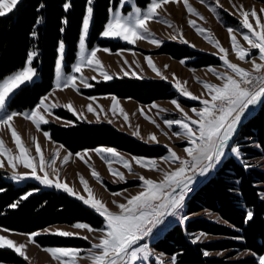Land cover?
I'll return each mask as SVG.
<instances>
[{
  "label": "trees",
  "instance_id": "trees-1",
  "mask_svg": "<svg viewBox=\"0 0 264 264\" xmlns=\"http://www.w3.org/2000/svg\"><path fill=\"white\" fill-rule=\"evenodd\" d=\"M66 2L71 4L67 11L63 8ZM150 2L135 0L142 8ZM118 3L119 0H93L89 47L97 45L111 51L127 47L121 41L105 39L101 35L109 9ZM41 4L43 8L39 7ZM86 7L87 0H21L14 12L0 17V79L23 67L28 53L33 50L37 53L33 66L40 75L39 80L21 86L12 96L8 104L10 111L33 108L52 89L57 47L61 40L66 45L65 66L69 70L76 58ZM38 18L41 19L39 24L36 23ZM65 19L66 25L62 23ZM33 31L37 33L35 37L31 35ZM158 51L177 59L192 58L190 64L194 67L216 63L211 55L200 54L175 42L164 44ZM82 93L114 94L140 103L176 95L171 84L164 80L128 77L94 83L93 88ZM58 112L75 123L70 126L51 123L43 129L50 131V138L70 152L97 146L114 147L146 157H158L166 152L165 147L145 144L110 124L77 122L71 114ZM233 143L239 147L241 155L238 159L228 155L187 198L184 215L189 219L173 224L151 242L155 251L169 257L176 256V264H258L256 256L264 254V169L251 161L264 158V102L240 123ZM28 192L32 195L22 199ZM13 203L18 206L12 208ZM248 211L253 212V219L246 222ZM102 221L103 218L90 207L62 191L43 187L34 181L17 185L9 180L6 172H0V227L32 233L55 223L84 222L99 226ZM201 233L218 238L192 243ZM35 242L42 246H90L84 239L58 235H38ZM205 251L209 255L205 256ZM213 251L227 252L217 256L210 254ZM242 251L250 254L235 258ZM0 263L29 264L10 249H0Z\"/></svg>",
  "mask_w": 264,
  "mask_h": 264
},
{
  "label": "snow or ice",
  "instance_id": "snow-or-ice-1",
  "mask_svg": "<svg viewBox=\"0 0 264 264\" xmlns=\"http://www.w3.org/2000/svg\"><path fill=\"white\" fill-rule=\"evenodd\" d=\"M21 0H0V17L7 16L14 12L20 4ZM169 2H179V0H151L146 9L142 10L135 4L132 5V11L125 15L122 9L130 3V0H119L115 10L109 9L111 18L108 20L101 35L105 38H119L126 41L129 44H134L137 40H149L150 43L159 46L161 43L159 40L152 38L153 34L148 28V22L156 19L159 16L158 10ZM203 2V0H201ZM93 0H87L86 13L82 20V32L79 38V62L74 65V72H81L82 67L87 66L98 71L100 76L105 80H110L112 77L103 69L101 60L97 57V52L104 51L109 52L107 48H92L90 51L86 46V39L89 33L90 22L93 18ZM219 5V0H217ZM183 6L187 9V12L192 15L199 16V13L188 2L183 0ZM43 8L44 5L39 6ZM71 7L70 3H64L63 8L67 11ZM233 7H236L233 5ZM215 11L214 9H210ZM241 18L242 27L247 29V32L242 35V38L247 42L248 47L242 46L237 39L234 29L228 28V33L231 39V50L235 53L236 57L240 61L250 56L252 49L259 50V59L262 63L252 61V71L249 72L245 68L240 67L236 63H232L228 59V50L223 48L219 41L214 40L207 30L201 27H197L195 21L189 20V24L196 29V32L204 36L205 40L209 43H213L219 50L220 60L226 66L227 70H230L232 74L219 73L214 68H209L208 71L212 72L218 79L222 81V84H212L208 82H202L204 89L210 96V99H201L199 96L193 95L184 86L186 82L175 81L176 89L183 95L192 100H200L203 105L200 109H192L197 119H192L181 108L180 104L173 100L172 103L175 107L184 114L182 120H166L165 123L171 127L173 124L179 125L182 129V135L189 141V147L184 148L187 159H183L177 155V153L171 148L168 149L170 155L163 157L165 162L175 163L179 162V166L172 171L164 172L163 179L155 181L153 179L140 176L139 180L142 181V190L136 195L126 198V203H118L113 200L112 203L119 209L118 212L111 211L108 206L99 198L95 196L88 182L80 177V183L83 185L84 191L87 193V197L78 194L67 183L61 182L58 178L52 180L49 178L47 171H45L46 161L43 157L41 147L38 142H35V151L39 156L38 165L35 164L34 157L30 156L29 149L24 145L22 137L16 131L13 126V120L16 116L22 115L24 119L31 121L39 130L41 124L48 123V120L41 113V109L44 112L52 115L51 109L58 107V104L48 105L45 101L47 96L40 100L36 109L29 112L17 113L11 112L0 118V129L6 128L11 132L12 140L18 150V154H14L11 149L6 148L3 140H0V168L5 166V160L7 165L13 170L17 168V163L22 164L23 167L31 169L29 174L21 175L17 172H13L12 179L22 180L26 178H33L39 181L41 184L48 187H55L62 189L64 192L71 196L81 200L84 205L89 206L100 217L103 218L105 228L94 229L87 223H76L73 225L76 229L87 230L88 232H101L99 236V242L92 245V249L89 250V259L92 264H135L137 260L147 261L151 252L147 244H143L139 247V242L145 240L146 237H151L154 230L160 228V226H167L166 221L169 217H175L179 219L181 223L187 221L189 217L182 215L184 208V202L187 194L192 190L196 177H206L207 174L216 169L221 164L222 158L226 155V149L229 148L230 141H232L234 135L237 132L238 126L241 123L242 118L248 111L250 106H255L264 102V22L258 15L257 11L253 8L251 11L245 10L241 5L237 8ZM261 13H264V9H260ZM250 17L255 19V27L250 22ZM203 19V17H201ZM168 23L167 21H163ZM37 24L41 23V19L38 18ZM62 23L67 24V20H63ZM169 26H171L169 24ZM64 29L61 28V32ZM207 33V34H206ZM33 37L37 35L35 31L31 33ZM181 35V39L182 34ZM176 39L175 36L172 37ZM184 43L188 41L184 40ZM65 45L63 41L59 42L58 52L59 59L56 61V88L71 87L76 91L79 89L76 86L77 77L75 75H68L66 78L62 73V62L64 60ZM37 55L35 51H31L27 56V65L22 70L17 71L13 75L7 77L0 82V111L5 109L6 101L10 98V94L19 88L25 82L31 81L36 75V70L31 66L33 58ZM148 66L160 76V71L156 68L150 57L145 58ZM184 63V61H181ZM167 67V66H165ZM127 75V73H125ZM135 75V74H134ZM165 78V77H162ZM84 87H91L87 82V79L83 76L80 77ZM95 79V77H93ZM166 79V78H165ZM63 80V84L61 83ZM95 100L94 97L90 98ZM113 105L112 111L115 113L118 107V101L115 97H112ZM69 111H75L71 103L64 105ZM155 107V105H154ZM88 111L93 112L92 105H88ZM121 114L124 116L125 121L128 120L127 113H124L123 109H120ZM143 114V113H142ZM58 119V118H57ZM155 123V121H152ZM195 126V127H193ZM46 138H49L47 132L44 133ZM138 135V131L134 133ZM174 135H181V133H174ZM34 139V138H33ZM150 139L156 141V136L153 134ZM158 142V141H156ZM94 151L101 157L102 160L108 165V171L114 177L123 181L125 179L124 174L118 170L113 169V160L123 165L129 172L132 171V162L134 161L141 168H148L149 170L160 171L156 160H147L142 157H132V160L125 159L114 148H96ZM237 157L241 155L239 147H232L230 149ZM85 153H77L76 155L87 164L85 160ZM58 155V153H57ZM71 154H69L70 156ZM69 156L64 157L66 163ZM111 157V159H109ZM55 163V160L52 161ZM43 172L44 175L38 174ZM55 171V169H53ZM191 172V174H189ZM91 175L98 182H101L99 173L92 168ZM32 195L28 192L22 199H27ZM113 195H122V193H114ZM12 208H16L18 203L10 205ZM253 219V212L248 211L246 213V222ZM0 231H9L7 229H0ZM40 233L28 234V241L35 243V237ZM53 235H59L64 237H70L78 235L63 230H55L51 232ZM205 234L195 236L192 243L200 241ZM83 239H88L84 236ZM0 249L13 250L20 257L28 260L26 255V245L17 244L12 239L6 236L0 235ZM99 250V251H93ZM48 253L53 260L59 262V264H77V258H79L80 252L77 249L59 248V247H47L42 249ZM207 256L209 253L204 252ZM163 264V261H160ZM171 264H176V256L171 257ZM258 264H264V256H261Z\"/></svg>",
  "mask_w": 264,
  "mask_h": 264
},
{
  "label": "rangeland",
  "instance_id": "rangeland-1",
  "mask_svg": "<svg viewBox=\"0 0 264 264\" xmlns=\"http://www.w3.org/2000/svg\"><path fill=\"white\" fill-rule=\"evenodd\" d=\"M188 2L192 5V7L196 9V11L199 13V16L189 14L187 12V9L183 6V0H179V2H169L168 4L164 5L161 9L158 10L159 16L156 19H153L148 22L147 26L150 32L153 34L152 38H155L161 42L159 46L150 43L149 40H137L134 44H129L119 38H105L102 36L105 39L121 41V43L127 44L126 48H121L116 51L110 50L109 52H97V57L101 60L103 69L112 77V79L110 80H105L102 76H100L98 71H95L93 70V68H89L87 66L82 67L81 72L79 73L73 71L74 65L79 62V40L77 43L76 58L74 62L70 65L69 70H67L65 66L66 45L64 44L65 51L64 60L62 62V73L65 78L68 75H75L77 77L76 86L79 91H76L71 87H62V90L67 89V94L65 93L64 95H61L59 93L62 90L60 88H55L54 90H50L48 93L42 96L40 100L45 96L48 97V99L45 101L46 104L51 105L55 103L60 106L51 109L52 115H49L48 113L44 112L43 109H41V113L48 120V123L41 124L39 130L36 129L35 125H33L31 121L24 119L22 115L16 116L13 120L14 128L22 137L24 145L29 149L30 156L35 158L33 162L37 165L39 163V156L35 151V142L39 143L43 157L46 161L45 171H47L50 179L56 180L58 178L61 182L67 183L78 194L87 197V193L84 191L83 185L80 183V177L83 176V178L88 182L95 196L101 199L111 211L118 212L119 209L116 207L115 204L112 203V201L115 200L118 203H126V198L131 197L132 195H136L138 192H140L142 190V181L139 180L140 176H144L155 181H160L163 179L164 172L172 171L179 166V162L169 163L165 162L162 159L163 157L170 155L168 151L169 148L174 150L177 155L181 158H188L186 156V153L184 152V148L189 147L190 145L189 141L183 137L182 129L179 127V125L176 124H173L171 127H169L165 123V121L184 119V114L175 107V105L172 103L173 100H176L180 104L184 112L187 113L188 116H190L192 119H197L195 113L192 112V109H200L203 107V105L201 104L200 100H192L186 96H183L174 86L175 81L179 80L182 83L186 82L184 86L193 95L199 96L201 99H210V96L204 89L202 82L220 85L222 84V81L218 79L215 75H213L212 72H209L208 69L214 68L219 73L227 72L228 74H232L230 70L226 69V66L223 64V61L220 60L221 54L219 53V50L214 46L213 43H209L207 40H205L204 36L198 34L196 32V29L189 24V20L195 21L197 27L206 29L207 33H210L214 40L219 41L220 45L228 50V59L232 63H236L240 67H243L247 71H250L252 70L253 60H255L257 63H262V61L259 59V50L252 49L250 56H248L245 61L238 60L235 53L231 50V39L228 33V28L234 29L240 44L247 48V42H245L242 38V35L247 32V29H244L242 27V18L239 12L237 11V8H239V6L241 5L244 7L245 10L248 11H251L254 8L257 11L258 15L262 18V22H264V13L260 12V9H264V0H219V5L217 4V0H203V2H201V0H188ZM133 4L138 6L135 3V0H130V3L122 9V12L127 15V13L132 11ZM233 5H235L236 7H233ZM111 8L115 10L116 6ZM140 8L142 10L146 9V7ZM210 9H214L215 11H212ZM201 17H203V19H201ZM110 18L111 13L109 12L108 20ZM163 21H167L168 23H164ZM91 22L89 32L91 28ZM250 22L255 27V19L250 17ZM169 24L171 26H169ZM81 32L82 26L80 35ZM180 34H182V39ZM173 36H175L176 39H173ZM88 38L89 33L86 39V46L90 51L91 47H89ZM184 40L188 41V43H184ZM168 42H175L178 44L185 45L189 49L198 51L200 54L211 55L216 60V63L211 65H205L202 67H194L190 64V62L193 60L192 58L184 57L177 59L169 56L168 54L160 53L158 50ZM35 57L33 58L31 66L36 70V68L33 66ZM146 57L151 58L156 68L160 71V76H158L148 66L147 60L145 59ZM58 59L59 52L57 47L56 61ZM181 61H184V63H181ZM26 66H28L27 59L23 67L7 74L6 76L0 79V82H2L7 77L13 75L17 71L22 70ZM55 68L53 84L56 85ZM125 73H127V75H125ZM81 76L87 79V82L91 85V87H84L83 82L80 79ZM93 77H95V79H93ZM121 77L138 79H161L171 84L172 90L176 93V95L168 99L154 100L150 103H140L132 98H121L117 97L114 94L86 95L82 93L83 90L93 88L94 83L101 81H112L114 78ZM162 77H165L166 79ZM39 79L40 75L36 71V75L32 78V80L25 82V84H31ZM61 83L63 84V80ZM19 88L15 89V91L10 94V98L6 101L5 109L3 111H0V118H2L6 114H10L11 112H13L8 109V104L12 96L19 90ZM92 97H94L95 100L90 99ZM112 97H115L118 101V107L115 113H113L112 111ZM40 100L33 108L24 109L17 113H30L31 111L36 109L37 105L40 103ZM69 103H71V105L73 106L75 114L73 111H69L67 107H64V105H67ZM89 104L92 105V108L94 109L93 112L88 111ZM257 105L249 107L241 122L251 114V111H253L254 108L257 107ZM121 108L123 109L124 113H127L128 115L127 121H125L124 116L120 112ZM58 111H63L71 114L77 122H84L90 124H110L117 130L124 132L145 144L161 145L165 147L166 152L158 157H146L133 155L126 151H122L109 146H97L90 149H82L74 153L70 152L58 142L53 141L51 138H46L44 135V133L47 132L50 137V131L43 129L44 126L48 124L54 123L61 126H70L75 123L74 120L60 116V113ZM152 121H155V123H153ZM137 131L138 135H134V133H136ZM174 133H181V135L177 136L174 135ZM153 134L156 136V141L158 142L152 141L150 139ZM233 139L232 141H230L229 148L226 149V155L224 158H222V161L228 155H231L236 159L239 158L230 151L232 147H238L233 143ZM0 140H3L6 148L11 149L14 154H18V150L16 149V146L11 137V132L8 131L6 128L0 129ZM96 148H114L125 159H128L130 161L132 160L133 156L142 157L147 160H156L159 169L161 170L156 171L149 170L148 168H141L133 161L132 171L129 172L123 167L122 164L113 160V169L118 170L119 172H122L124 174L125 179L121 181L117 177H114L111 173H109L108 165L104 162V160H102L101 157L97 155L94 151H91ZM86 151L88 154L85 156L84 159L87 160V164L84 162V160H81L76 155L77 153H85ZM69 154L71 155L69 156ZM65 156H69V159L66 163L64 162ZM0 159H3V157H0ZM109 159H111V157H109ZM53 160H55V163H52ZM251 161L254 162V164L259 166L261 169H264V158L251 159ZM92 168H94L99 173L101 182H98L91 175ZM53 169H55V171H53ZM14 171L21 175H24L29 174L31 172V169H27L23 167L22 164L17 163V168L13 170L10 166L7 165L6 160L5 166L0 168V172H6L8 174L9 180L13 181L17 185H22L27 181H34L39 183L43 187H48L33 178L14 180L12 179ZM38 174L41 176L44 175V173L39 172V170ZM189 174H191V172H189ZM50 188L64 192L62 189H57L54 186ZM114 193H122V195H113ZM71 197L77 199L74 196ZM77 200L82 202L79 199ZM208 214L207 216L214 218V216ZM198 215L200 214H194L193 216ZM172 220H177V218L170 217V219L166 221V225L172 222ZM74 224L76 223H55L32 233L38 232L40 233L39 235H53L51 234V232H54L57 229L78 233V235H73L70 237H77L83 239L84 236H87L88 239L84 240H86L90 244L89 247L42 246L36 242L30 243L28 241V234L31 233H23L12 230L0 231V235L12 239L17 244H25L26 255L29 259L25 260L23 257L22 258L29 264H59L58 261L53 260L48 253L42 250L43 248L47 247L77 249L80 252L79 258H77V264H92L91 260L89 259V250L92 249L93 244L99 242V236L101 235V232H88L87 230L76 229L73 227ZM91 226L94 229H103L106 227L104 221H102V224L99 226ZM163 227L161 226L158 229V235L162 232ZM0 229L6 228L0 227ZM216 238L218 237L212 235H204L200 241H212ZM154 240L155 236L152 235L151 237H146L145 240L139 242L138 245L134 246L139 247L143 244H147L151 252V255L149 256V259L147 261L140 259L137 260L135 264H150L151 262L153 264H160V261H163V264H171V257L165 256L152 248L151 242H153ZM93 251L99 250L93 249ZM226 252L227 251H213L210 252V254L221 256ZM248 254L250 253L247 251L238 252L235 255V258L242 257ZM261 256H264V254L256 256L257 262H259Z\"/></svg>",
  "mask_w": 264,
  "mask_h": 264
},
{
  "label": "built area",
  "instance_id": "built-area-1",
  "mask_svg": "<svg viewBox=\"0 0 264 264\" xmlns=\"http://www.w3.org/2000/svg\"><path fill=\"white\" fill-rule=\"evenodd\" d=\"M252 70H250L249 72H251ZM219 167V165L217 166V168ZM216 168V169H217ZM216 169H213V170H211L208 174H207V176L208 175H210L214 170H216ZM206 176V177H207ZM206 177H199V176H197L196 177V180H195V182H194V184L191 186L192 187V190L187 194V196H186V198H185V201L187 200V198L197 189V187L202 183V181L206 178ZM185 203V202H184ZM184 214V208H183V210H182V215ZM168 219H170V217L168 218ZM171 221V220H170ZM179 222V219H177V220H172V222H170L166 227H163V229H162V232L158 235L157 234V231H158V229L157 230H154V233H153V235L155 236V238L156 237H159L162 233H163V231L166 229V228H168V227H170V226H172L173 224H175V223H178ZM161 227V226H160Z\"/></svg>",
  "mask_w": 264,
  "mask_h": 264
},
{
  "label": "crops",
  "instance_id": "crops-1",
  "mask_svg": "<svg viewBox=\"0 0 264 264\" xmlns=\"http://www.w3.org/2000/svg\"><path fill=\"white\" fill-rule=\"evenodd\" d=\"M97 47H99V46L94 45V46L91 47V49H92V48H97ZM99 48H102V47H99ZM70 72H72V71H70ZM55 88H56V85L53 84V87H52L51 91L54 90ZM60 89L62 90V87H61Z\"/></svg>",
  "mask_w": 264,
  "mask_h": 264
},
{
  "label": "bare ground",
  "instance_id": "bare-ground-1",
  "mask_svg": "<svg viewBox=\"0 0 264 264\" xmlns=\"http://www.w3.org/2000/svg\"><path fill=\"white\" fill-rule=\"evenodd\" d=\"M99 54H100V53H99ZM107 57H108V55H107ZM69 91H70V90H69ZM56 92H57V91H56ZM65 93L67 94V89H64V90L60 91L59 94H61V95L63 94V95H64ZM55 94H56V93H55ZM57 96H58V94H57ZM67 96H68V95H67ZM59 98H60V97H59ZM60 99H61V98H60ZM64 99H65V98H64Z\"/></svg>",
  "mask_w": 264,
  "mask_h": 264
}]
</instances>
